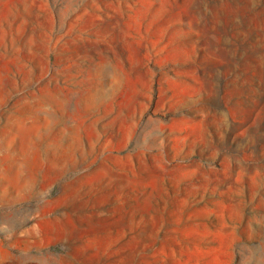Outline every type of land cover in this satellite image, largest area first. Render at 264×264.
I'll return each mask as SVG.
<instances>
[{"label":"rangeland","instance_id":"rangeland-1","mask_svg":"<svg viewBox=\"0 0 264 264\" xmlns=\"http://www.w3.org/2000/svg\"><path fill=\"white\" fill-rule=\"evenodd\" d=\"M0 264H264V0H0Z\"/></svg>","mask_w":264,"mask_h":264}]
</instances>
